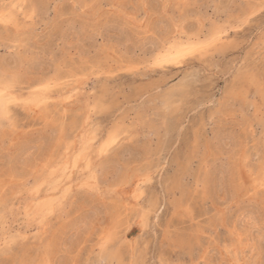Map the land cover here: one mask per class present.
Returning <instances> with one entry per match:
<instances>
[{
  "label": "rangeland",
  "instance_id": "rangeland-1",
  "mask_svg": "<svg viewBox=\"0 0 264 264\" xmlns=\"http://www.w3.org/2000/svg\"><path fill=\"white\" fill-rule=\"evenodd\" d=\"M262 5L25 0L0 22V83L27 95L49 80L52 96L0 118V264H264V187L254 184L264 167ZM215 28L222 40L206 53L155 63L169 41ZM70 85L83 92L65 106L59 91ZM117 128L118 145L72 175L63 205L49 163L79 149L86 130L104 139ZM37 191L57 209L45 235L35 208L23 214ZM117 251L120 263L99 260Z\"/></svg>",
  "mask_w": 264,
  "mask_h": 264
},
{
  "label": "bare ground",
  "instance_id": "bare-ground-1",
  "mask_svg": "<svg viewBox=\"0 0 264 264\" xmlns=\"http://www.w3.org/2000/svg\"><path fill=\"white\" fill-rule=\"evenodd\" d=\"M24 2L25 0H14L10 4L0 6V22L9 24L15 21L17 18V14H21L24 11ZM222 34L223 31L221 28H215L211 31L209 37L206 38L205 40L192 41L188 39L185 42L169 41L166 45H163L160 49H158L155 52L154 61L157 65L160 66L168 65V64H176L185 61L187 58L193 55L199 53L201 54L206 53L210 47L216 45L222 40ZM0 90H3L5 93L4 96L0 98V103L3 104V113L0 114V118L3 119H8L11 112V105L13 104L22 103L25 106H28V104H30L29 106L30 108H38L40 111L44 106L46 107L48 101L51 100L52 98L51 83L49 80H44V79L39 80L37 84L34 86L33 90L30 91L27 95L23 93L17 94L15 91L9 89L7 86H3L2 83H0ZM82 92H83V88L79 85H70L67 88L59 91V93H62L65 96V98L63 99L64 100L63 103L65 106L74 103V101L78 99L79 96L82 95ZM121 134L122 132L120 131V128H117L110 131L104 137V139L103 138L99 139L97 133H93L92 131L86 130L83 135L82 145L79 149L73 152L72 151L66 152L64 157L60 159L59 162L55 161L49 163L47 167L48 176L52 177L57 174L58 178H62V180L58 183L57 186L58 187L63 186V190L65 192L64 195L65 200L62 202L63 205H65L67 199L70 197L71 194L70 192H68V189L65 188V186L70 184L69 180L71 179L72 175L76 173L77 170H80L83 167H86V169H90L91 160H93V158H103L108 156L113 151V149L118 145ZM93 154L95 157H93ZM254 184L256 188L264 187V167L261 168L260 171L258 172V177L255 178ZM38 193L39 192L37 191V193H34L31 197H29V199L27 198L29 202L28 204H26L23 214H25V216H30L32 214L31 217H33L32 211L35 208L34 213L39 221L38 230L41 232L42 235H45L50 229L51 221L55 216L57 209H55L54 207L55 205L53 204L46 205L44 203L45 202L44 198H42L41 195H39ZM133 193H134L132 195V200L134 202L133 205L134 207H136L143 199V194H144L143 184L138 186L137 189H135V192ZM18 212H19L18 214H21V211ZM11 213H13L12 215H14L15 211L12 210ZM142 219L144 220V224L147 226V221H148L147 215L143 214ZM2 222L3 224L9 225L8 223L10 221L6 222V218H3ZM9 229L10 227L8 229L7 227L5 228L4 236L7 235ZM126 238H128V234L125 235V239ZM239 244H240V249L242 251H244V249L247 248V246L242 245L241 242ZM104 249H107V246ZM237 255L238 254H236V256ZM108 259L109 260L116 259L118 260V262L122 261L120 256H118V251L117 254L115 252L111 254L103 253L102 255L99 256L100 261H105ZM236 260L238 259L236 258ZM35 263L48 264V261L47 259H44L41 262L40 260H36Z\"/></svg>",
  "mask_w": 264,
  "mask_h": 264
},
{
  "label": "snow or ice",
  "instance_id": "snow-or-ice-1",
  "mask_svg": "<svg viewBox=\"0 0 264 264\" xmlns=\"http://www.w3.org/2000/svg\"><path fill=\"white\" fill-rule=\"evenodd\" d=\"M262 10H264V5H262ZM4 91L3 90H0V98H2L4 96ZM3 113V104L0 103V114Z\"/></svg>",
  "mask_w": 264,
  "mask_h": 264
}]
</instances>
